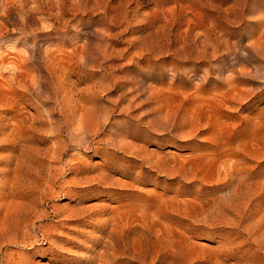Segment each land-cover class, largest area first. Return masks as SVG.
Returning <instances> with one entry per match:
<instances>
[{
    "label": "rangeland",
    "instance_id": "rangeland-1",
    "mask_svg": "<svg viewBox=\"0 0 264 264\" xmlns=\"http://www.w3.org/2000/svg\"><path fill=\"white\" fill-rule=\"evenodd\" d=\"M0 54V264H264V0H0Z\"/></svg>",
    "mask_w": 264,
    "mask_h": 264
},
{
    "label": "bare ground",
    "instance_id": "bare-ground-1",
    "mask_svg": "<svg viewBox=\"0 0 264 264\" xmlns=\"http://www.w3.org/2000/svg\"><path fill=\"white\" fill-rule=\"evenodd\" d=\"M33 35V34H32ZM26 37V36H25ZM24 39H27V37L26 38H24ZM5 40V39H4ZM13 40V39H12ZM45 40V39H44ZM3 41V40H2ZM17 42V41H16ZM11 43V42H10ZM14 43V42H13ZM36 43V42H35ZM4 44V43H3ZM13 45V44H12ZM22 45H24V44H22ZM35 46V45H34ZM33 46V47H34ZM36 46H38V45H36ZM30 49V48H29ZM34 49V48H33ZM36 49V48H35ZM45 51V50H44ZM1 55V54H0ZM29 56V55H28ZM105 56L106 55H101V60H105L106 58H105ZM30 57V56H29ZM108 57V56H107ZM99 58V57H98ZM1 60V59H0ZM96 59L94 58V56L92 55V54H90V53H87V54H85V55H83L82 57H81V62H80V65H81V67L83 66V67H91L92 66V64H93V62L95 61ZM33 61V60H32ZM42 62V61H41ZM45 63V62H44ZM46 64V63H45ZM23 65H25V63L23 64ZM43 65V64H42ZM93 67V66H92ZM100 67V66H99ZM21 68V67H20ZM43 68V67H42ZM22 69V68H21ZM14 71V70H13ZM39 77V76H38ZM37 77V78H38ZM105 81V80H104ZM32 83V82H31ZM100 85V84H99ZM72 86V85H71ZM74 86V85H73ZM75 87V86H74ZM31 88V87H30ZM105 88H106V86H105ZM139 88V87H138ZM32 89L35 91V96L36 97H44L46 94L48 95V93H46V91H45V89H44V82L42 81V77L40 78V79H35L34 80V84H33V86H32ZM28 91V90H27ZM33 91V92H34ZM139 91V90H138ZM29 93V92H28ZM32 93V92H31ZM120 96V95H119ZM139 96V95H138ZM47 97V96H46ZM49 97V96H48ZM37 98V99H38ZM44 99H46V98H44ZM117 101H118V99H116ZM133 100V99H132ZM122 101V100H121ZM116 102V101H115ZM133 102V101H132ZM117 103V102H116ZM131 104V103H130ZM116 105V104H115ZM129 108H131V107H129ZM96 109V108H95ZM94 109V110H95ZM92 110V109H91ZM123 111V110H122ZM90 113V112H89ZM96 113V112H95ZM94 113V114H95ZM92 114V113H91ZM90 116V115H89ZM48 119V118H47ZM91 120H92V118H90ZM89 120V119H88ZM90 121V120H89ZM66 122V121H65ZM86 122H87V120H86ZM167 122V121H166ZM88 123V122H87ZM104 123V122H103ZM66 124V123H65ZM65 129V128H64ZM97 130V129H96ZM80 131V130H79ZM59 132V131H58ZM72 133V132H71ZM74 133V132H73ZM92 133V132H91ZM101 133V132H100ZM99 132H98V134H100ZM76 134V133H75ZM97 134V133H96ZM74 135V134H73ZM95 135V134H94ZM79 136V135H78ZM81 136H83V135H81ZM70 137V136H69ZM87 137V136H86ZM86 139V138H85ZM114 139V138H113ZM88 140V139H87ZM74 141V140H73ZM77 141V140H76ZM108 142H110V141H108ZM73 143H76V142H73ZM87 143V142H86ZM107 143V142H106ZM112 142H110V144H111ZM83 144H84V142H83ZM121 145H123L122 143H121ZM67 147H69V146H67ZM78 147V146H77ZM88 147V146H87ZM61 148H64V145H63V147H61ZM60 148V149H61ZM117 148V150H119L120 152L122 151V152H124L123 151V149L121 148V147H116ZM65 149V148H64ZM68 149V148H67ZM66 149V150H67ZM87 150V149H86ZM63 151V150H62ZM64 152V151H63ZM62 152V153H63ZM229 154V153H228ZM233 154V153H232ZM62 155V154H61ZM131 155H133V154H131ZM230 156V155H229ZM55 159H58V158H55ZM71 163V162H70ZM66 164V163H65ZM69 166V165H68ZM71 166V165H70ZM154 166V165H153ZM156 167V166H155ZM210 167V166H209ZM153 168V167H152ZM74 169V168H73ZM69 170V169H68ZM51 175V174H50ZM231 179V178H230ZM54 182V181H53ZM52 185V184H51ZM51 188V187H50ZM49 191V190H48ZM197 210V209H196ZM200 210V209H199ZM203 211V210H202Z\"/></svg>",
    "mask_w": 264,
    "mask_h": 264
}]
</instances>
